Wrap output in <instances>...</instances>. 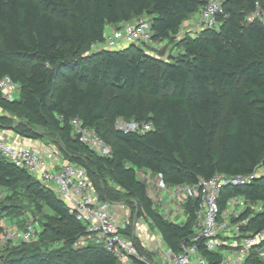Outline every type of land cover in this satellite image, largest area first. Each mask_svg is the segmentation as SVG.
Segmentation results:
<instances>
[{
    "label": "trees",
    "instance_id": "trees-1",
    "mask_svg": "<svg viewBox=\"0 0 264 264\" xmlns=\"http://www.w3.org/2000/svg\"><path fill=\"white\" fill-rule=\"evenodd\" d=\"M205 3L0 0V79L10 76L19 86L14 100L0 90V126L31 140L57 135L63 159L88 170L100 199L131 200L137 217L150 222L174 252L196 243L208 264H218L221 254L194 239L198 200L183 205V223L171 221L156 207L138 172L162 173L169 186H176L217 173L249 175L264 167V23L247 21L258 6L264 11V0H226L220 29L185 34L179 57L163 60L137 46L84 53L88 44L106 40L108 26L142 16L151 18L155 41L172 40ZM10 116L22 127H13ZM77 117L111 145V156L98 155L74 137L71 120ZM118 118L151 123L152 128L125 133L116 128ZM0 186L12 190L13 198L22 189L26 198L44 203L51 212L45 214L44 245L63 244L41 250L33 243L17 255L3 259L0 254V264H56L64 256L81 258L69 264H120L92 243L85 255H78L75 245L87 235L86 225L53 188L1 154ZM230 191L262 206L245 230L263 229L264 174Z\"/></svg>",
    "mask_w": 264,
    "mask_h": 264
},
{
    "label": "built area",
    "instance_id": "built-area-1",
    "mask_svg": "<svg viewBox=\"0 0 264 264\" xmlns=\"http://www.w3.org/2000/svg\"><path fill=\"white\" fill-rule=\"evenodd\" d=\"M225 1L206 0L200 9V29H220L222 17L227 16ZM257 19L264 23V11L259 6L247 16L248 22ZM139 43H143L147 48L152 44L155 47L153 50L160 48L162 44L153 39L150 17L142 16L125 22L120 27H113L106 40L96 45L100 49L120 50ZM0 90L7 99L14 100L18 97L19 86L10 76H5L0 79ZM71 125L74 137L82 144L100 156L112 155L111 145L95 129L84 125L82 119H72ZM116 128L125 133H144L152 128V124L118 118ZM0 154L53 188L57 196L86 225L87 235L82 237L85 244L92 243L104 248L114 255L120 264H133L135 260L146 264H208L196 243L177 253L164 243L160 234L157 239L147 241L146 243H149L146 248L149 252L160 253L161 260H148L137 242V238L140 242L142 239L137 229L128 231L131 212L130 216L119 220L112 209L115 203L100 199L88 170L82 165L63 159L53 145H47L42 150L35 147L31 139L0 126ZM258 172L259 168L249 175L231 176L217 173L209 179H200L196 184L176 186H169L162 173L141 170L138 175L148 185L155 203H162L164 196L171 198L169 204H176L179 209L177 212L185 218L183 205L188 199L198 200L194 239H203L207 250L221 254L222 259L218 264H261L264 261L261 252L264 228L257 232L245 228L250 218L262 210V206L249 200L243 193L230 191L232 188H244L249 185L259 176ZM4 193L5 189L0 186V198ZM161 211L172 221V210H169L168 214ZM185 218L180 223H183ZM35 232V226L29 225L24 230L8 232L6 238L31 242L35 239Z\"/></svg>",
    "mask_w": 264,
    "mask_h": 264
},
{
    "label": "rangeland",
    "instance_id": "rangeland-1",
    "mask_svg": "<svg viewBox=\"0 0 264 264\" xmlns=\"http://www.w3.org/2000/svg\"><path fill=\"white\" fill-rule=\"evenodd\" d=\"M200 11L198 13H195L194 15L190 16L187 21L183 23L180 30L178 31L177 35L172 40L164 41L160 48L153 50V45L149 44V48H147L143 43L139 44H132L130 46H137L142 47L146 51H149L151 54L161 58V59H168L170 57H179L184 49V46L182 44V38L185 34L190 33L192 35H198L200 34ZM112 30L108 28L106 30V37L110 35ZM129 46V47H130ZM117 50L116 48H114ZM100 50L99 46L96 44H88L85 49L84 53L91 55L94 54L96 51ZM136 51V47L134 48ZM0 114H3L2 110H0ZM12 117V116H10ZM12 125L14 126H20L22 127V122L18 120L15 117H12ZM105 127L112 128V125L107 123ZM12 128V127H11ZM13 132L14 129H9ZM45 140L46 145H53L55 148L59 149L61 145V141L57 135H47L45 134ZM111 139H113V135H111ZM91 167V165H89ZM259 175L264 174V167H259ZM91 180V179H90ZM92 182V181H91ZM20 195L17 198H13V191L5 190V193L3 194V197L0 198V254L4 258H8L14 255H17L18 252L23 249L24 247L28 245H33V243H38L41 245V250H52V249H58L63 246L62 242H48L49 244L46 246L45 241L47 231L44 229V222H45V214H50V210L44 203H39L37 205L36 202L31 201L30 199L26 198L24 193L22 192V189L18 190ZM164 201L168 203V205L161 206L158 205V209L163 210L166 214H168V211L171 209L174 210L172 212V221L180 223L185 217L184 215L178 213L179 209L176 204H169V201L171 202V198H167L165 196ZM122 202H124L127 206L129 211L131 212V217H129V224H128V231L131 232L135 228L137 229L138 226H141L139 228V235L144 240H153L158 238V232L156 229L151 226L150 222L147 220H144L143 218H138L137 214L135 213V206L134 203L131 200L124 199ZM42 208V211H40L39 207ZM172 210V211H173ZM169 211V212H170ZM178 211V212H177ZM168 218V217H167ZM140 220V221H139ZM139 224V225H138ZM33 225L35 226L36 232H35V239L31 242H24L22 240L17 239H7L6 234L8 232L13 231H21L24 230L27 226ZM138 225V226H137ZM137 226V227H136ZM46 239V240H45ZM86 246L84 240L81 238L75 245V249L77 250L78 255H85L86 252ZM146 248V246H145ZM146 251L149 253V251L146 248ZM262 259L264 260V241L262 243ZM151 253V260L160 262L161 257L160 253L157 251L150 252ZM81 260L80 257H69L64 256L63 259H60L57 261L56 264H69V262L72 261H79ZM2 260H0V263ZM137 264V263H133Z\"/></svg>",
    "mask_w": 264,
    "mask_h": 264
},
{
    "label": "crops",
    "instance_id": "crops-1",
    "mask_svg": "<svg viewBox=\"0 0 264 264\" xmlns=\"http://www.w3.org/2000/svg\"><path fill=\"white\" fill-rule=\"evenodd\" d=\"M108 28H110V30H112V28L113 27H111V26H108L107 27V29ZM32 144L35 146V147H38V148H41L42 150H44L45 149V147L47 146L46 144V140H32ZM150 194V193H149ZM151 196V195H150ZM165 197V196H164ZM168 198V197H167ZM154 201V200H153ZM155 202V201H154ZM115 204L112 206V209L114 210V212L116 213V215H117V217H118V219L119 220H122V218L123 217H128V216H130V211H129V209H128V206L124 203V202H114ZM156 204V207L158 206V205H160L161 204V206H163V205H167V202L166 201H164L163 200V202L162 203H160V204H157V203H155ZM158 208V207H157ZM161 210V209H160ZM171 210H173V209H171ZM172 212H174V210L172 211ZM145 220V219H144ZM140 221V220H139ZM141 226H138L137 227V231H139V228H140ZM157 231V230H156ZM158 232V231H157ZM138 235H139V233H138ZM158 235H159V232H158ZM140 236V235H139ZM141 237V236H140ZM147 241H149V240H147ZM146 240H144L143 238L141 239V242H142V244L143 245H147L148 243H146L147 242Z\"/></svg>",
    "mask_w": 264,
    "mask_h": 264
}]
</instances>
